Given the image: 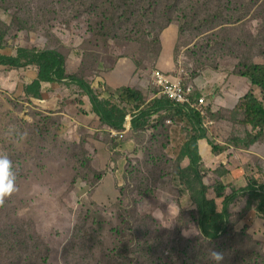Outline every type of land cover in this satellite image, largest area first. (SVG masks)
Masks as SVG:
<instances>
[{"label":"rangeland","instance_id":"rangeland-1","mask_svg":"<svg viewBox=\"0 0 264 264\" xmlns=\"http://www.w3.org/2000/svg\"><path fill=\"white\" fill-rule=\"evenodd\" d=\"M81 1L0 0L2 52L57 50L66 57L67 73L89 83L128 58L138 67L132 84L139 82L137 89L147 99L162 91L153 76L171 62L174 48L173 73L184 85L196 86L216 71L232 75L239 61L264 65V0H92L102 12L99 21L91 3ZM162 13L173 19L168 28H179L165 58L161 51L168 28L160 32ZM7 72L12 70L0 66V154L13 160L16 191L0 205V264H14L24 254H35L36 264L43 255L50 259L47 264H121L114 250L124 245L131 247L128 264L213 263L211 250L220 252V244L203 243L197 208L177 181L181 149L191 136L182 117L162 125L155 116L145 131L114 136L87 113L76 84H60L55 98L33 102L15 95L20 85L7 88ZM95 87L112 104L125 105L119 98L124 89ZM199 96L197 89L195 99ZM238 108L213 114L208 107L204 127L211 130L214 120L219 139L235 143L240 134L239 140L254 141L258 130L249 133ZM253 149L264 156V138ZM259 162L249 161V176L239 182L225 178V196L242 192L253 179L264 184ZM189 164L186 160L182 168ZM256 168L260 173L252 174ZM209 173L210 189L224 185ZM106 174L104 180L129 198L124 212L99 209L91 201ZM249 213L243 206L234 208L229 227L239 233L241 253L248 256V250L251 262L242 261L264 264V220L255 209ZM89 234L94 246L82 239Z\"/></svg>","mask_w":264,"mask_h":264},{"label":"trees","instance_id":"trees-1","mask_svg":"<svg viewBox=\"0 0 264 264\" xmlns=\"http://www.w3.org/2000/svg\"><path fill=\"white\" fill-rule=\"evenodd\" d=\"M158 2L157 0L152 3ZM81 3L83 5H89L91 3L89 8L96 9L99 21L102 12L98 9L95 2L92 0H83ZM131 6L133 7V5ZM162 18L164 22L160 27L161 33L173 23V19L165 16L163 13ZM22 29H25V27ZM5 48L4 35L0 34L1 66H9L16 69L27 68L29 66L38 67L39 73L37 79L29 85H24L23 89L27 98L42 100L45 96L41 92L42 83L44 82L51 84H64L66 82L76 84L82 90V95L90 98L93 111L101 119L102 124L112 129H123L122 127L129 114L128 106H133L136 112L132 120V131L134 133L139 130L145 131L155 116H158L157 120L162 125L171 119L182 117L186 123V127L191 130V136L181 149L178 168V172L180 173L177 174V181L180 183L179 187L183 189V192L191 197L193 206L197 208L202 241L205 244H211L210 246H213V244L221 245L217 247L220 248V252L224 256L221 264H246V262L242 261L241 257H247V261L251 262L248 250V256H244L240 250L241 243L237 244L236 242L239 233L229 227L231 218L229 209L237 198H247V211L253 206H256L257 216L264 220V184L259 180L253 179L242 192L226 198H224L226 188L224 186H218L216 188V193L219 197L217 206L208 202L207 196L211 189L205 182L206 177L202 172L203 159L198 147L201 140L207 139V130L204 127V118L200 113L196 111L187 112L183 108H176L167 96L155 98L148 103V99L143 92L135 88H126L122 91L121 96H119L125 105L118 103L112 104L108 98H103L95 86L90 84L86 79L77 74H68L66 57L57 50L17 47L15 54L7 55L2 52ZM246 60L244 59V61ZM238 65V71L235 70L236 72H233V75L248 79L252 85L251 92L241 101L238 109H243L245 115L244 124L251 127L253 132L258 130V133L254 136V141H247V139L242 141V146L249 148L264 138V65L249 64L248 62L241 63V61H239ZM214 149L216 148L214 147ZM10 160L13 162L11 158ZM186 160L190 161V165L182 168V164ZM12 170L16 173L13 163ZM221 203L224 204V208L220 212L219 204ZM121 211L124 212L125 209ZM245 238L253 242L249 236ZM82 239L91 246L95 245L93 235L91 234H89L88 239ZM4 249L2 248L1 250L3 251ZM130 249V245H124L114 250L117 254H115L116 257L120 258L121 264H128L130 261ZM0 258L1 263L2 256ZM49 260L43 255L40 264H47ZM14 264H36L35 254L19 255L14 260ZM210 264H217V262L213 261Z\"/></svg>","mask_w":264,"mask_h":264},{"label":"crops","instance_id":"crops-1","mask_svg":"<svg viewBox=\"0 0 264 264\" xmlns=\"http://www.w3.org/2000/svg\"><path fill=\"white\" fill-rule=\"evenodd\" d=\"M172 28H168L166 30V35H164V38H163L164 48L161 51V56L163 58H165V55L166 56L170 55L169 43L173 41L174 36H178L179 34L178 27L174 28L175 30H173ZM3 54H6V53L3 52ZM7 55H11V54H7ZM161 66L162 67H159V68L162 71L166 72L174 80L182 81V79L179 76L174 75L173 73L177 71L176 60H175V48L171 54V62H166L165 64ZM1 67H5L7 69L12 70L11 73L7 72L8 75L4 77L6 83L9 84L6 86L10 90H12L15 88V86L20 85L19 88L16 90L15 95L19 96V98H22L24 100H29L33 102L35 101L44 102L45 100H52L53 98H55L53 91L55 90L56 86L60 87V84H57V83L51 84L48 82H44L42 83L41 92L45 96L43 97L42 100H38L34 98H27L24 92V89H23L24 85H29L37 79L38 73H39L38 67L29 66L27 68H20V69L8 67V66H1ZM137 69L138 67L136 66L133 60L128 59V58H121L113 66L112 71L110 73L101 74V76H98L90 84H93L94 86L97 85V86L106 87L111 92L118 91L121 89H126V88L137 89L139 82L135 81V83L132 84V82H134V78H135L134 75ZM5 72L6 71H4L3 73ZM216 72L217 73H212L209 78L202 77V79L200 80V83L196 85L197 89H200V92H201V97L199 99L205 98L207 100L209 110L213 112V114H216L222 111L232 112V111L237 110V107L241 103V100L246 98L251 92V89H252L251 83L249 82L248 79L244 77L236 76L233 74L228 75L226 73H220L219 71H216ZM11 80H14L13 84H10ZM1 82H3V79H1ZM4 84L5 83H2L3 86ZM196 86H194L195 91L197 90ZM46 94H48L47 99H46ZM161 96L162 95L157 94L156 96L149 98L148 103L153 101L155 98H158ZM83 97L86 98L85 102H87V106L85 110L87 111V113H90L92 115L94 114L95 117L98 119L99 123L102 124L101 119L93 111L90 98L86 95H83ZM210 125L212 127L211 130L206 129L207 127L205 128L207 130V139L201 140L198 144L200 155L203 159L204 169L202 168V172L205 176L208 174V172H210L209 173L210 176H212V174L214 177L219 176L220 178L223 179V183H224V185H220V186H224L226 188L227 184L224 181L226 180L225 178L233 179V180L235 179L236 182H239L240 179H243L244 177L249 176V171H248L249 168L247 165H248V162L251 161L252 159L260 161L259 166L261 167L262 170H264V156L260 155L259 151H257L256 149H253L255 148V145H252L249 148H245L242 146L241 140L243 139L244 135L236 134L235 139L237 140L235 141V143H232V142L228 143L227 141H223L224 138H220V139L218 138V134H216L218 133L217 132L218 129L215 130L216 127H218L217 126L218 123L213 120L211 121ZM104 127L110 129V132L113 133L114 135V132H115L114 129H112L111 127L107 125H104ZM246 127H247V130L250 131L249 133H256V132H253V129L251 127H248V126ZM129 132H132V129L131 131H127L125 134L127 135ZM211 134L213 136L215 134L217 137L214 136V138H217V139L212 140L210 138ZM214 147L216 149H214ZM259 173H260V169H257V168L254 171H252V174H259ZM107 176L108 175L106 174L102 178V181L97 186L95 185V188L92 191L91 201H93L96 207H98L99 209H103V210L118 209L121 211L122 209H128L130 207V201H129L128 196L123 190L117 187V184L115 187L109 181L104 180ZM217 184L216 186H218ZM214 194H217L216 187L210 190V192L208 193L207 199L209 203L217 206L219 198H218V195H216V197L214 198ZM226 197H229V196H225L224 198ZM246 200H244L243 202L234 201L229 209L230 215L234 208L239 209L240 206L244 207L245 214L249 212L251 213L253 209L256 210V206H253L250 210L247 211V201ZM192 206H193V202H192ZM223 208H224V204L223 205L222 203L219 204L220 212L223 210ZM253 214L256 217L254 212Z\"/></svg>","mask_w":264,"mask_h":264},{"label":"built area","instance_id":"built-area-1","mask_svg":"<svg viewBox=\"0 0 264 264\" xmlns=\"http://www.w3.org/2000/svg\"><path fill=\"white\" fill-rule=\"evenodd\" d=\"M155 83L162 88L159 95L167 96L176 108H183L187 112L196 111L202 115L203 118L207 117L208 102L205 98L195 99V88L192 85H184L182 81L174 80L166 72L157 70L154 73ZM129 114L123 125V130L114 132L115 136L123 137L127 131L132 129V120L135 116L133 106H128ZM171 123V122H169Z\"/></svg>","mask_w":264,"mask_h":264},{"label":"clouds","instance_id":"clouds-1","mask_svg":"<svg viewBox=\"0 0 264 264\" xmlns=\"http://www.w3.org/2000/svg\"><path fill=\"white\" fill-rule=\"evenodd\" d=\"M15 191L16 184L12 161L7 154H0V205H3L5 198L11 197ZM210 255L217 264H221L224 259L223 253L214 249L211 250Z\"/></svg>","mask_w":264,"mask_h":264}]
</instances>
